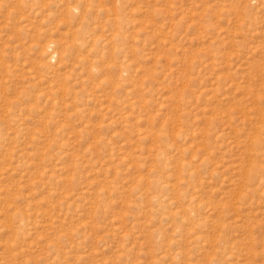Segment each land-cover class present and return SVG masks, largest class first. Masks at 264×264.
I'll return each mask as SVG.
<instances>
[{
	"label": "rangeland",
	"instance_id": "obj_1",
	"mask_svg": "<svg viewBox=\"0 0 264 264\" xmlns=\"http://www.w3.org/2000/svg\"><path fill=\"white\" fill-rule=\"evenodd\" d=\"M0 264H264V0H0Z\"/></svg>",
	"mask_w": 264,
	"mask_h": 264
}]
</instances>
